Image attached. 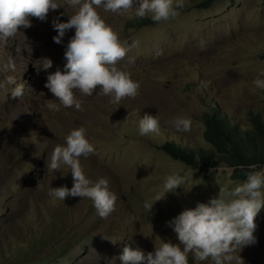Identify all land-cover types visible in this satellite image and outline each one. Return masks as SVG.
<instances>
[{
	"label": "rangeland",
	"instance_id": "obj_1",
	"mask_svg": "<svg viewBox=\"0 0 264 264\" xmlns=\"http://www.w3.org/2000/svg\"><path fill=\"white\" fill-rule=\"evenodd\" d=\"M199 1L183 0L175 19L139 26L125 21L139 0L126 11L98 9L127 41L129 51L120 64L134 59L127 70L140 83L139 94L119 104L110 103L98 86L91 96L76 92L82 110L66 108L45 87L49 73L66 70L64 53L75 34L68 30L55 43L52 21L62 12L61 22L67 21V12L75 9L66 12L62 6L50 11L46 21L33 17L32 26L15 39H0V82L9 76L16 81L0 89V264H122L119 255L129 241L145 253L154 252L163 240L179 243L170 220L218 196L220 187L227 192L247 179L231 177L232 167L223 164L192 166L159 146L169 137L183 145L208 146L202 116L210 102L241 127L251 124V113H264V89L253 83L264 71V3L214 0L199 7ZM42 57L53 64L38 71ZM10 60L14 70L7 67ZM20 84L24 93L13 98L11 92ZM145 113L158 118L157 133L140 135ZM179 116L191 119L190 131L171 125ZM81 126L95 147L93 154L79 158L85 175L93 182L106 178L117 196L107 218L98 215L91 199L60 201L49 195L50 187L71 188L74 181L65 164L47 172L48 154ZM172 174L190 178L149 211L145 203L164 195L165 179ZM256 224V242L234 254L241 256L240 264L264 259V208ZM188 259L192 264L212 262L191 254Z\"/></svg>",
	"mask_w": 264,
	"mask_h": 264
},
{
	"label": "clouds",
	"instance_id": "obj_2",
	"mask_svg": "<svg viewBox=\"0 0 264 264\" xmlns=\"http://www.w3.org/2000/svg\"><path fill=\"white\" fill-rule=\"evenodd\" d=\"M133 5L134 0H0V39H15L22 29L32 26L33 17L46 21L50 11L62 6L66 12L68 7L75 9L73 14L67 12L70 16L67 21L60 20L64 12L52 21L57 32L53 37L55 43L60 44L68 30L75 29V34L64 53L66 70L49 73L45 87L66 108L74 106L76 110H82V102L76 92L91 96L98 86L100 93L111 97L110 103L119 104L125 98H135L139 94L140 83L127 70L129 65L135 63L134 59H129L124 65L120 64L129 51L127 41L121 40L118 31L106 22L98 9L115 13L131 9ZM183 7V0H139L136 14L143 17L146 13H152L153 21L167 22L177 18L180 15L178 9ZM39 60L38 71L52 67L51 58L42 57ZM7 67L14 70L15 64L10 60ZM253 83L257 88L264 89V71ZM14 84L16 81L9 76L0 82V89ZM23 93L24 85L20 84L13 88L11 95L16 98ZM47 106L59 110L56 104L49 103ZM170 123L177 131L191 130L192 122L188 117L179 116ZM158 131V118L145 113L139 121L140 135ZM94 152L95 147L88 140L86 129L83 126L72 129L65 137V143L56 145L48 154L45 166L47 172L51 173L60 170L61 164L67 165L72 172L73 186L50 187L49 195L60 201H65L69 196L91 199L98 215L107 218L115 211L117 196L109 190L106 178L95 182L90 180L79 159ZM250 167L256 169L258 166ZM259 168L250 171L247 179L234 189L226 192L220 187L218 196L210 198L206 203L199 202L194 208L185 209L170 220L168 225L177 234L179 243L163 240L158 247L155 246L154 252L145 253L139 246L133 247L135 241L131 240L124 246L119 260L122 264H189L188 257L191 254L199 261L211 258L214 264H233V261L240 264L241 256L234 254L256 242V217L264 208V170ZM189 178L187 175H168L164 182V195L157 196L151 204L145 203V207L151 211L156 201L167 192L184 186Z\"/></svg>",
	"mask_w": 264,
	"mask_h": 264
},
{
	"label": "trees",
	"instance_id": "obj_3",
	"mask_svg": "<svg viewBox=\"0 0 264 264\" xmlns=\"http://www.w3.org/2000/svg\"><path fill=\"white\" fill-rule=\"evenodd\" d=\"M213 0H200L197 6H207ZM135 12L127 14V25H143L154 23L152 14L140 17ZM209 111L204 112L203 137L208 146L183 145L174 138L162 140V149L171 156L181 159L192 166L227 165L233 167L232 177L247 178L248 173L264 166V114L253 113L251 125L241 127L230 121L216 105L209 103ZM251 165H257L252 169ZM191 264V262H189ZM207 264H214L212 263ZM254 264H264L263 260H255Z\"/></svg>",
	"mask_w": 264,
	"mask_h": 264
}]
</instances>
